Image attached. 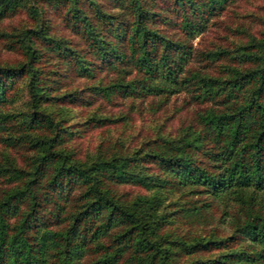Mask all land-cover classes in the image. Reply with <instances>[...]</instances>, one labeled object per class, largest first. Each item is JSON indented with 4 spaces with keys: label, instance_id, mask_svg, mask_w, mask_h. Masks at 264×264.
<instances>
[{
    "label": "trees",
    "instance_id": "16d2710c",
    "mask_svg": "<svg viewBox=\"0 0 264 264\" xmlns=\"http://www.w3.org/2000/svg\"><path fill=\"white\" fill-rule=\"evenodd\" d=\"M239 1L0 0V264H264V15ZM180 93L174 132L83 148L126 117L106 103Z\"/></svg>",
    "mask_w": 264,
    "mask_h": 264
},
{
    "label": "rangeland",
    "instance_id": "374dc122",
    "mask_svg": "<svg viewBox=\"0 0 264 264\" xmlns=\"http://www.w3.org/2000/svg\"><path fill=\"white\" fill-rule=\"evenodd\" d=\"M264 0H240L238 2V6H234L233 9H239L238 13L247 12L250 13L251 16H261L264 15ZM24 19L23 14H19L15 17L14 24L18 22V20ZM240 16L238 17V20ZM9 26H4L3 28L7 29ZM253 31L258 29H262L260 25L256 22L251 23L249 26ZM216 34V31L209 32L205 34L203 37L197 36L194 39V43L198 41H203V43H210ZM18 54L13 51H7L1 46L0 43V60L2 61H15L18 57ZM185 95L184 93H180L179 95L172 97L170 101L164 105L160 109H154L149 105L148 100L143 102L139 100L133 101V107L130 109L129 104L130 101L128 99H117L120 104H108L101 110V112L112 113L114 116L125 115L123 119L119 120L116 123L110 124L109 126L104 127V129H95L92 133L87 137L84 142L83 148H86L87 144H94L97 141V138L102 135H106L108 131L113 136L118 135L120 132L123 133H141L142 135H147L151 133V130L157 126L158 124H163L166 129H171L173 132L182 125L185 120H188L191 116V112L195 106L193 104L185 103ZM185 99V100H184ZM121 100L122 102H120ZM89 109H85L84 111H79L78 108H73V116L72 119L76 120L82 117L80 112H88ZM166 118V119H165ZM89 139V141H88Z\"/></svg>",
    "mask_w": 264,
    "mask_h": 264
}]
</instances>
